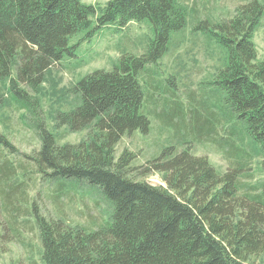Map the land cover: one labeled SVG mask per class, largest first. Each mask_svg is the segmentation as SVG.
<instances>
[{"label": "trees", "instance_id": "obj_1", "mask_svg": "<svg viewBox=\"0 0 264 264\" xmlns=\"http://www.w3.org/2000/svg\"><path fill=\"white\" fill-rule=\"evenodd\" d=\"M262 8L252 0L233 17L194 24L226 49L227 59L213 81L215 100L196 98L197 106L185 109L168 85L174 76L161 79L156 68L171 34L186 26L183 0H109L99 10L82 0H0V105L28 110L39 141L38 149L24 153L0 131L2 233L33 228L27 220L26 187L35 182L29 168L47 183L56 210L83 184L97 187L111 205L103 220L83 225L34 207L39 263L31 257L28 264H256L264 258V178L251 187L239 181L253 154L260 155L264 176V61L256 60L251 39ZM142 19L153 30L147 50L123 53L109 68L80 77L71 86L73 105L52 114L57 126L87 129L89 137L58 144L39 116L40 101L25 88L37 93L50 66L73 54V34ZM146 111L174 134V143L147 159L165 187L135 178V156L128 149L114 154L124 135L148 132ZM221 118L230 123V135L218 138ZM203 139L224 149L223 171L190 151L193 140Z\"/></svg>", "mask_w": 264, "mask_h": 264}, {"label": "rangeland", "instance_id": "obj_2", "mask_svg": "<svg viewBox=\"0 0 264 264\" xmlns=\"http://www.w3.org/2000/svg\"><path fill=\"white\" fill-rule=\"evenodd\" d=\"M108 1L82 0L91 4L95 10H99L100 6ZM250 1L252 0H183L187 10L186 26L171 34L167 50L159 58L156 68L159 69L161 79L167 80L174 76L168 85L172 89V95L181 101L185 109L197 106V99L207 103L215 100L217 95L213 92V81L227 59L226 49L205 31L195 28L194 24L198 20L214 21L233 17L240 5ZM257 1L262 4L263 14L251 39L256 49V60L264 61V0ZM152 38L153 30L147 19L131 20L123 27L108 24L95 30L92 35L87 31H79L70 36L68 45L75 46L73 54L65 53L58 63L50 66L36 94L28 87L25 88L40 101L41 106L37 107L39 116L45 119L50 130L55 133L58 144H76L89 137L87 129L70 131L65 126H57L52 119V114L71 107L75 102V96L71 92L74 82L94 69L109 68L123 53L141 55L147 50ZM4 98L10 97L4 95ZM7 104L4 102L0 105V131L6 132L24 153L38 149L39 141L32 120L34 116L14 103ZM208 111L216 114L217 108L209 106ZM146 113L150 120L148 132L134 131L124 135L115 145L114 154L117 157L124 149H128L135 156L132 164L133 168L137 169L133 172L135 178L144 179L156 187H165L163 176L153 169L149 171L150 164L147 159L156 156L163 146L174 143V134L171 128L161 124L152 112ZM217 122L216 137L230 135V123L225 118ZM232 122L239 128L244 127L238 120L232 119ZM242 133L249 146V136L245 130ZM189 147L192 153L206 156L216 171L221 172L226 168V153L215 142L205 139L193 140ZM259 156H250L246 170L239 175L240 184L244 187L256 186L264 178ZM28 171L35 178V182L26 187L27 198L31 200L28 205L31 215L27 220L33 228L30 230L22 227L20 235V231H17L18 234L11 233L8 236H4L0 229V264H28L27 260L31 257L39 263V239L34 207L46 216L62 215L70 223L81 225L103 220L111 212V205L101 197L100 190L89 184V187L83 184L77 191L67 194L61 200L59 210H56L51 202L52 196H48L47 183L35 172H30L31 168ZM20 228L21 226L19 230ZM256 264H264V258H260Z\"/></svg>", "mask_w": 264, "mask_h": 264}]
</instances>
